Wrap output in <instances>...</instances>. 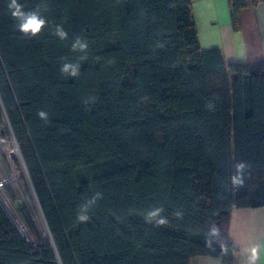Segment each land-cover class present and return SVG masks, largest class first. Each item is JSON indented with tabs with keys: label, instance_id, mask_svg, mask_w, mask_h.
I'll return each instance as SVG.
<instances>
[{
	"label": "trees",
	"instance_id": "16d2710c",
	"mask_svg": "<svg viewBox=\"0 0 264 264\" xmlns=\"http://www.w3.org/2000/svg\"><path fill=\"white\" fill-rule=\"evenodd\" d=\"M20 3L47 23L26 36L0 0V124L48 238L5 188L37 244L0 202V264L230 259L231 209L264 206V62L226 64L218 49H201L192 0ZM256 3L228 0L235 29L239 10ZM56 25L68 39L53 34ZM77 37L86 51L72 50ZM65 62L79 64V75L62 73ZM239 162L242 187L231 179ZM154 208L167 223L149 222Z\"/></svg>",
	"mask_w": 264,
	"mask_h": 264
},
{
	"label": "crops",
	"instance_id": "0c3cea01",
	"mask_svg": "<svg viewBox=\"0 0 264 264\" xmlns=\"http://www.w3.org/2000/svg\"><path fill=\"white\" fill-rule=\"evenodd\" d=\"M192 15L201 49H218L226 64L264 62V0L239 10V29L228 0H192ZM4 197L0 188V201ZM227 235L230 259L196 256L189 264H264V206L233 207Z\"/></svg>",
	"mask_w": 264,
	"mask_h": 264
},
{
	"label": "rangeland",
	"instance_id": "374dc122",
	"mask_svg": "<svg viewBox=\"0 0 264 264\" xmlns=\"http://www.w3.org/2000/svg\"><path fill=\"white\" fill-rule=\"evenodd\" d=\"M0 140L4 141V144L0 143V188L5 196L0 202L6 209L21 235L35 245L37 242L30 236L17 213L14 203L7 197L5 192V188H11L17 201L24 203L27 206L34 219L40 237L42 240H46L48 234L41 217L39 206L37 205L31 187L27 182L26 173L16 142L6 121L0 124ZM133 217L141 219L135 214H133Z\"/></svg>",
	"mask_w": 264,
	"mask_h": 264
},
{
	"label": "clouds",
	"instance_id": "9594fccd",
	"mask_svg": "<svg viewBox=\"0 0 264 264\" xmlns=\"http://www.w3.org/2000/svg\"><path fill=\"white\" fill-rule=\"evenodd\" d=\"M7 7L11 17L15 21L16 29L26 36L34 38L40 32L41 28L46 26L47 22L41 15L38 8L26 11L23 5L20 3V0H8ZM53 34L60 40L68 39V34L62 25H56ZM87 48L88 44L83 40V38L77 37L74 39L72 44L73 51L84 52L87 50ZM60 71L70 77H76L79 75V64L65 62L62 64ZM37 115L42 120H47L48 118V114L44 111H39ZM246 168L247 164L245 162H239L235 165L236 174L231 178L232 184L234 186H243V174ZM99 197L100 194L97 193L87 205L82 206L81 214L78 217L79 219L86 220L88 218L86 214L87 210L96 202ZM162 213V208H154L147 213V218L149 222H153L157 226L163 225L167 223V218L163 216ZM175 215L181 216L182 214L180 212H176Z\"/></svg>",
	"mask_w": 264,
	"mask_h": 264
},
{
	"label": "bare ground",
	"instance_id": "6f19581e",
	"mask_svg": "<svg viewBox=\"0 0 264 264\" xmlns=\"http://www.w3.org/2000/svg\"><path fill=\"white\" fill-rule=\"evenodd\" d=\"M0 143H1V144H4V141L0 140Z\"/></svg>",
	"mask_w": 264,
	"mask_h": 264
},
{
	"label": "water",
	"instance_id": "95a60500",
	"mask_svg": "<svg viewBox=\"0 0 264 264\" xmlns=\"http://www.w3.org/2000/svg\"><path fill=\"white\" fill-rule=\"evenodd\" d=\"M18 152H19V150H18Z\"/></svg>",
	"mask_w": 264,
	"mask_h": 264
}]
</instances>
